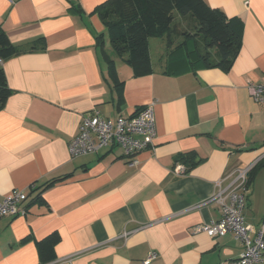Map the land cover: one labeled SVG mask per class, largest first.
<instances>
[{
  "label": "crops",
  "instance_id": "crops-1",
  "mask_svg": "<svg viewBox=\"0 0 264 264\" xmlns=\"http://www.w3.org/2000/svg\"><path fill=\"white\" fill-rule=\"evenodd\" d=\"M104 1L0 0V28L20 49L2 61L12 93L0 109V199L27 193L25 215L0 217V264H231L241 241L194 228L221 217L211 199L216 182L227 184L264 157V101L249 89L264 84V0H205L243 21L227 72L190 68L193 40L175 49L184 42L177 31L171 46L167 35L149 39L148 73L136 75L113 56L121 99L97 44L106 27L93 10ZM177 20L186 30L196 24L189 15ZM106 47L111 53L107 37ZM150 103L157 138L136 165L119 146L71 155L82 114L98 109L115 119ZM243 213L248 224H264V166ZM55 231L60 240L42 262L38 242Z\"/></svg>",
  "mask_w": 264,
  "mask_h": 264
},
{
  "label": "trees",
  "instance_id": "trees-1",
  "mask_svg": "<svg viewBox=\"0 0 264 264\" xmlns=\"http://www.w3.org/2000/svg\"><path fill=\"white\" fill-rule=\"evenodd\" d=\"M93 13L100 16L106 27V33L97 36V44L108 65L110 78L120 99L124 83L118 76L113 56L130 64L136 75L148 73L151 70L149 48L151 37L167 35L168 46H171L173 44L171 34L177 31L184 37V42L175 49L184 47L188 50L185 41L193 40V47L187 51L186 57L190 68L200 63L206 67H219L226 72L232 68L242 45V19L228 17L219 8L209 6L205 0H105L95 7ZM187 15L196 20L192 30L182 29L177 20L178 16ZM106 37L111 53L106 47ZM19 52L20 49L0 28V109L4 107L12 93L2 61ZM189 157L190 168L195 164V160L194 156ZM263 166L264 157L248 171L246 189H250L256 171ZM64 178L65 176L48 180L40 186L41 191ZM41 191H38L37 197ZM59 240L60 235L55 231L38 242L42 262L50 260Z\"/></svg>",
  "mask_w": 264,
  "mask_h": 264
},
{
  "label": "built area",
  "instance_id": "built-area-1",
  "mask_svg": "<svg viewBox=\"0 0 264 264\" xmlns=\"http://www.w3.org/2000/svg\"><path fill=\"white\" fill-rule=\"evenodd\" d=\"M250 93L256 100L264 101V84L250 83ZM157 138L156 115L154 104L150 103L137 108L132 114H119L115 119L104 118L98 109L82 114L78 134L70 141L72 156L98 153L102 149L119 146L128 163H138V154L152 148ZM253 166L238 170L236 175L225 184L222 178L216 182V193L211 198L221 208L219 220L195 226L196 231H205L217 238L232 233L241 241L243 249L238 258L231 264H262L264 262V224L256 227L248 224L244 217L247 204L245 184L248 171ZM27 193L14 189L0 199V217L25 215ZM156 256L150 253L144 262H150Z\"/></svg>",
  "mask_w": 264,
  "mask_h": 264
},
{
  "label": "rangeland",
  "instance_id": "rangeland-1",
  "mask_svg": "<svg viewBox=\"0 0 264 264\" xmlns=\"http://www.w3.org/2000/svg\"><path fill=\"white\" fill-rule=\"evenodd\" d=\"M157 53H158V49L156 47H153L152 48V55L154 58L157 56Z\"/></svg>",
  "mask_w": 264,
  "mask_h": 264
}]
</instances>
